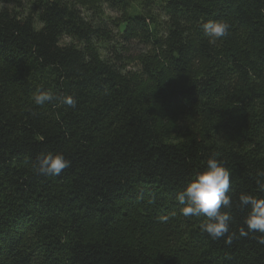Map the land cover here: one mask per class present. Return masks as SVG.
<instances>
[{
    "label": "trees",
    "instance_id": "16d2710c",
    "mask_svg": "<svg viewBox=\"0 0 264 264\" xmlns=\"http://www.w3.org/2000/svg\"><path fill=\"white\" fill-rule=\"evenodd\" d=\"M166 4L162 54L138 60L143 76L119 48L93 50L116 32L76 6L0 8V264H264V88L248 145L178 128L230 69L264 75V0ZM124 32L150 38L151 24ZM135 210L193 223L164 250L153 225L127 236Z\"/></svg>",
    "mask_w": 264,
    "mask_h": 264
},
{
    "label": "rangeland",
    "instance_id": "374dc122",
    "mask_svg": "<svg viewBox=\"0 0 264 264\" xmlns=\"http://www.w3.org/2000/svg\"><path fill=\"white\" fill-rule=\"evenodd\" d=\"M35 0H0V8L16 9L21 14L32 11ZM71 6L80 8L85 16L91 21H104L116 32L112 40L94 39L93 50L101 57L108 55L114 47L119 48L125 55L124 66L132 74L143 76L142 66L138 60H150L162 54L161 45L169 30L170 16L167 11L166 0H63ZM139 18L151 24V37L146 38L141 33L132 40L126 41L122 35L127 23ZM115 34V33H113ZM69 42L81 45L71 38ZM229 66V65H227ZM184 76H178L182 80ZM33 85L38 89V85ZM220 91L213 101L208 103L203 110L190 109L189 113L181 116L178 120V128L181 132L199 131L210 140L218 141L225 146L234 143L239 135V144L248 145L252 132L257 126L253 120L259 116L261 102L256 101L257 95L264 88V75L252 72L248 81L244 82L241 77L234 74L230 69L229 74L221 79ZM37 96L35 93L33 97ZM33 97H29L32 98ZM42 99L43 97L40 96ZM20 101V100H18ZM26 99L25 102H27ZM193 221L187 214H179L167 220L150 221L148 212L135 210L132 218L125 228L128 235L140 237L148 225L147 233L154 241H160L164 250H173L178 247L187 235ZM133 226V229H132ZM137 239V238H136ZM158 243V242H157Z\"/></svg>",
    "mask_w": 264,
    "mask_h": 264
}]
</instances>
